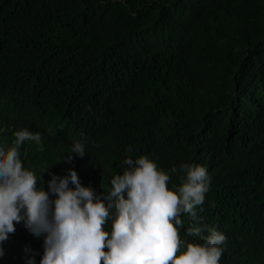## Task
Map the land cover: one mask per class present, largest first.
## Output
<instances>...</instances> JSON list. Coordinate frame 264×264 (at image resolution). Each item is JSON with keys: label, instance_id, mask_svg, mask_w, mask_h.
Returning a JSON list of instances; mask_svg holds the SVG:
<instances>
[{"label": "trees", "instance_id": "trees-1", "mask_svg": "<svg viewBox=\"0 0 264 264\" xmlns=\"http://www.w3.org/2000/svg\"><path fill=\"white\" fill-rule=\"evenodd\" d=\"M23 129L42 137L19 149L38 190L75 170L104 199L129 156L154 161L170 190L173 167L204 166L181 239L203 245L214 227L219 264H264V0H0V147ZM74 142L86 153L69 160ZM15 229L0 264H41L46 234Z\"/></svg>", "mask_w": 264, "mask_h": 264}, {"label": "clouds", "instance_id": "clouds-1", "mask_svg": "<svg viewBox=\"0 0 264 264\" xmlns=\"http://www.w3.org/2000/svg\"><path fill=\"white\" fill-rule=\"evenodd\" d=\"M14 135L13 146L0 147V245L15 232V224L24 221L37 238L46 234L41 264H219L223 252L219 245L226 240L223 233L208 227L210 234L203 245L186 243L179 235L181 214L190 213L195 220V209L209 190L211 181L204 166L173 167L172 173L183 175L178 189L170 190V176L154 161L129 156L124 161L127 169L114 176L104 199L82 186L77 172L71 170L70 177L52 174L48 186L57 195L53 201L44 187L37 189V176L24 167L19 151L25 141L40 144L41 134L23 129ZM68 152L71 160V153L83 157L86 150L83 143L74 142ZM112 209L115 216L109 232L104 225ZM203 231L193 227L187 235ZM185 243L186 251L177 255Z\"/></svg>", "mask_w": 264, "mask_h": 264}]
</instances>
